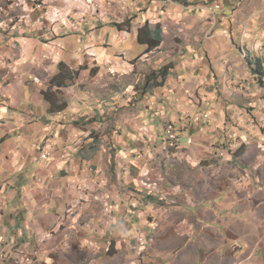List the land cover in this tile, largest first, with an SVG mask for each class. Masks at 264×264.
I'll use <instances>...</instances> for the list:
<instances>
[{
	"label": "crops",
	"instance_id": "0c3cea01",
	"mask_svg": "<svg viewBox=\"0 0 264 264\" xmlns=\"http://www.w3.org/2000/svg\"><path fill=\"white\" fill-rule=\"evenodd\" d=\"M149 1L122 0L134 20L119 32L106 17L95 25L63 8L78 0H1L10 3L0 8V249L8 264L36 252L34 264H138L137 245L150 240L181 249L180 264H264V77L247 61L260 59L264 70V0ZM145 27L150 44L162 40L150 51L139 41ZM167 29L184 43L152 73L173 69L163 87L139 95L148 76L132 62L161 54ZM62 66L68 86L54 91L68 107L51 112L42 91ZM114 70L135 83L109 99L83 93L82 78L95 84ZM74 87L82 96H68ZM169 122L186 139L181 149L161 144ZM179 169L184 184L175 182ZM205 175L217 184L213 199L224 201L201 212L217 229L195 231L187 212L154 219V199L182 196L199 208L193 198Z\"/></svg>",
	"mask_w": 264,
	"mask_h": 264
},
{
	"label": "rangeland",
	"instance_id": "374dc122",
	"mask_svg": "<svg viewBox=\"0 0 264 264\" xmlns=\"http://www.w3.org/2000/svg\"><path fill=\"white\" fill-rule=\"evenodd\" d=\"M79 4L78 6H75L74 8L71 7H63L66 11L71 12L72 11V15L74 14H85L86 16H88V18H94V24L97 25V21L99 18L101 17H106V19L104 20V22H108L107 26H114L116 29H118V31H127L128 29H130L132 27V22L134 20V18L130 19V16H127V12L129 11V9L125 8L128 5L127 3L124 4L122 2V0H106V2L104 3L103 7H101L98 4H93L91 2H89V0H78ZM96 3V2H94ZM10 4L8 2H1L0 0V8L2 6H4L5 8L7 7V5ZM86 5V7H85ZM88 5V6H87ZM150 5V1L149 0H144V4L143 7L149 6ZM55 11V10H54ZM53 11V12H54ZM15 18L18 19L19 15H22V10L20 12H14L12 14ZM85 16V15H84ZM19 21V20H18ZM89 23V22H88ZM113 28L115 31L116 29ZM168 31V37L166 38V41L164 43L163 46V52L161 54H154L152 56H144V58H148L151 59V61H148L147 59L144 61H138L135 60L132 63L135 65V69L136 71L139 70V73L144 76L147 75L148 77L151 76L154 71H157L158 67L157 65H160L162 63V60L159 59L163 58L165 56V54L168 51H171L172 49H175L176 47H179L181 45L179 44H183L184 41L180 38V37H175V31H171V29H167ZM116 57H122V54L118 55ZM181 58V57H179ZM150 62V64H149ZM174 64V63H172ZM126 77L123 76V72L122 73H117L112 71V72H108V71H104L103 75H101V73H99L98 78L96 79L95 84H92V90H89V85H91L87 78H82V84L84 86V94L87 95V93H93V91L95 93H99L106 99H109V96L111 94H116L117 92L122 93L123 89V83L126 81V83L128 82H132L135 83V81L131 80V75L128 76V74L125 75ZM147 77V78H148ZM144 77L141 78V82L140 84L145 85L144 83H146V80H143ZM91 81V80H90ZM87 87L89 89H87ZM107 89V90H106ZM103 90H106L103 92ZM141 92L139 93V95H142V92L144 91V86L142 87V89L140 90ZM79 92V91H78ZM77 92L76 87L71 88L67 91L68 96L70 98H76V96L81 95L82 94L79 92ZM136 103V101L133 102V104ZM132 106V105H131ZM131 108H134V106H132ZM119 110H121V108L118 107ZM127 108H125L124 110H126ZM129 110V109H128ZM123 111V110H122ZM107 116V115H106ZM121 116H126V114L122 113ZM112 117L108 116V121L111 120ZM183 143L185 144L186 139L183 138ZM161 144H162V139H161ZM206 172V171H205ZM204 172V173H205ZM196 171H193L191 173V175L193 177H197L198 173L196 174ZM185 173L183 172L182 169H179L178 173L175 174L176 178L178 179V181H175L176 183H180V184H184L185 181L180 182L181 180L184 179L183 175ZM199 176H201V174H199ZM205 180L207 181L204 185V187L202 186V182L199 183L197 185V191L199 193L197 197L193 198V203H195L199 208H193V206L191 205L192 202L188 199L183 198L182 196H176L177 198H162V200H156L154 199L153 201H156V212L158 213V216H155L154 219L157 220L158 223L160 224H164L166 222V219L168 217L167 213H169V215L171 213H174L175 211L178 213H174V218L175 221L176 220H181L182 218V214L184 212H187L189 214H192L195 217V222H193V227L196 231V229L198 230V225H203V226H210L212 228L216 227L215 225H213V222H209L207 219H205L202 216V211H205V209H209L210 211L214 210V206L216 205L217 207H224V201H221V197H218L216 200H214L213 198H215V196L217 195V184L214 183L213 180H215L213 177H206V175L204 176ZM213 179V180H212ZM193 178L190 180L192 181ZM193 184V183H190ZM223 185V184H222ZM219 189V188H218ZM180 195V194H179ZM205 202V204L203 206L200 207V205H202ZM191 205V206H190ZM228 206V205H227ZM229 210L231 211V213H234V210H237V208L235 207L233 209V207H230ZM180 213V214H179ZM218 227H216L217 229ZM160 229H164V227H161ZM181 230V229H180ZM158 232V231H157ZM181 232L185 235L187 233H185L183 230H181ZM194 232V231H193ZM151 239H153V237H151ZM190 242V243H189ZM188 242L189 247L191 246V244H195L196 240H190ZM150 244V245H149ZM149 244H141V245H137V247L139 248L140 252H141V256L138 258V264H180L179 263V259H177V255H178V251L181 249H178V251L174 254H172V252L169 253L168 249L166 247H164L165 243L163 242L161 245L160 250L158 247V243L155 240H150ZM181 244V243H179ZM141 246V247H140ZM188 246V245H187ZM186 246V247H187ZM226 246H229V243H227ZM185 247V248H186ZM154 248V249H152ZM157 248V249H156ZM17 249L13 248V250L15 251ZM12 250V251H13ZM18 250V249H17ZM4 249L1 248L0 249V264H8V262L6 261L9 259L8 256L6 257V255L8 253H6V251L4 252ZM23 259V258H22ZM26 264H29L27 262H25ZM20 264V263H18ZM183 264V263H181ZM190 264V263H188ZM193 264V263H191Z\"/></svg>",
	"mask_w": 264,
	"mask_h": 264
},
{
	"label": "trees",
	"instance_id": "16d2710c",
	"mask_svg": "<svg viewBox=\"0 0 264 264\" xmlns=\"http://www.w3.org/2000/svg\"><path fill=\"white\" fill-rule=\"evenodd\" d=\"M157 1H163V0H157ZM151 32L149 31L148 27H145L141 29L139 34V41L141 39V43L144 44L145 42H148L146 44H149V51L153 48H157L161 45L162 40L160 38H153L152 43L151 41L152 37ZM143 39V41H142ZM145 40V41H144ZM247 61L250 66V69L252 70L253 74H256L258 78L262 79L264 77V70H263V63L260 61V59L257 58H251L250 56H247ZM173 64L167 65L163 67L159 73H153L151 76H149L146 79V83L144 85V92H146L149 88L150 89H157L164 86L165 81L170 75L171 70L173 69ZM70 79V73L68 69H65L64 66L61 67V72L59 75L54 77L50 83L48 90L42 91V96L44 97L45 101L51 106L50 111L51 112H63L67 109L68 104L66 102L61 101V92L54 91L55 88H63L67 87V83Z\"/></svg>",
	"mask_w": 264,
	"mask_h": 264
},
{
	"label": "built area",
	"instance_id": "2783aa9c",
	"mask_svg": "<svg viewBox=\"0 0 264 264\" xmlns=\"http://www.w3.org/2000/svg\"><path fill=\"white\" fill-rule=\"evenodd\" d=\"M218 10H221V6H217L216 7ZM38 81V80H37ZM184 135H182L176 128V126L172 123H167L165 128H164V134L162 136V144H164L166 141H180L183 143V139ZM189 144H193V139L189 138L187 141ZM41 153L40 155V160H48L49 159V155L47 152L44 151V149H42V147H39L38 149ZM36 256H37V252L31 255V261H29V264H34L36 262Z\"/></svg>",
	"mask_w": 264,
	"mask_h": 264
},
{
	"label": "bare ground",
	"instance_id": "6f19581e",
	"mask_svg": "<svg viewBox=\"0 0 264 264\" xmlns=\"http://www.w3.org/2000/svg\"><path fill=\"white\" fill-rule=\"evenodd\" d=\"M189 145H192V144H189ZM182 146H183V143L180 141H166V149L168 150H178V149H181ZM29 261H31V255L30 257H27L25 259V262L29 263Z\"/></svg>",
	"mask_w": 264,
	"mask_h": 264
}]
</instances>
